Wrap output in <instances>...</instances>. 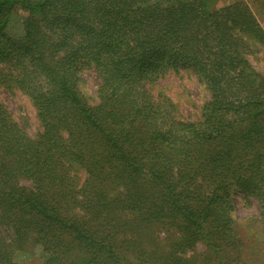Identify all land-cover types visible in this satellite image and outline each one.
<instances>
[{
    "label": "trees",
    "instance_id": "obj_1",
    "mask_svg": "<svg viewBox=\"0 0 264 264\" xmlns=\"http://www.w3.org/2000/svg\"><path fill=\"white\" fill-rule=\"evenodd\" d=\"M251 43L264 47V26L243 1L0 0V87L28 96L41 125L30 135L0 99V264H20L18 250L44 264H230L234 193L264 218ZM176 69L209 92L195 121L147 88Z\"/></svg>",
    "mask_w": 264,
    "mask_h": 264
},
{
    "label": "rangeland",
    "instance_id": "obj_2",
    "mask_svg": "<svg viewBox=\"0 0 264 264\" xmlns=\"http://www.w3.org/2000/svg\"><path fill=\"white\" fill-rule=\"evenodd\" d=\"M236 1L247 3L264 26V0H207V7L215 10ZM24 16L25 13L20 11L12 16L9 26L12 33L22 32ZM249 59L264 73V47L251 43ZM97 85L98 80L94 71L85 70L80 88L86 95L93 97L92 102L96 97ZM147 88L157 98L168 96L176 104L179 117L185 120H197L202 105L210 97L209 92L191 69L169 70L156 82L148 84ZM0 99L15 119L24 123L30 135L34 136L41 129L36 109L28 96L16 89L11 91L0 87ZM234 200L236 207L234 226L241 246L239 255L230 261V264H264V218L260 215L258 202L256 199H248L241 192L234 193ZM204 252L205 247L201 243L192 251L199 256ZM14 259L20 264H44L41 252L18 250Z\"/></svg>",
    "mask_w": 264,
    "mask_h": 264
}]
</instances>
